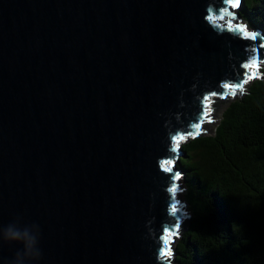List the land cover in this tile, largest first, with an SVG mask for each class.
Returning <instances> with one entry per match:
<instances>
[{"label":"water","instance_id":"1","mask_svg":"<svg viewBox=\"0 0 264 264\" xmlns=\"http://www.w3.org/2000/svg\"><path fill=\"white\" fill-rule=\"evenodd\" d=\"M236 3L0 0V264H171L177 143L264 79Z\"/></svg>","mask_w":264,"mask_h":264},{"label":"trees","instance_id":"2","mask_svg":"<svg viewBox=\"0 0 264 264\" xmlns=\"http://www.w3.org/2000/svg\"><path fill=\"white\" fill-rule=\"evenodd\" d=\"M235 8L243 25L264 36V0H239ZM242 87L226 94L232 97L212 134L177 143L189 214L174 264H264V79L247 78Z\"/></svg>","mask_w":264,"mask_h":264},{"label":"rangeland","instance_id":"3","mask_svg":"<svg viewBox=\"0 0 264 264\" xmlns=\"http://www.w3.org/2000/svg\"><path fill=\"white\" fill-rule=\"evenodd\" d=\"M229 7H231V8H228V9L233 14H236L237 9L233 8L232 6H229ZM228 17H230V16H227L224 14L223 16H221L222 21H224ZM229 20L231 22H234V23L238 22V23L244 24V21L241 20L240 17H232L231 16V19H229ZM262 64H260V65H262ZM258 70L259 69H257V71ZM246 85L247 84H245L244 86H246ZM234 94H237V93L234 92ZM231 97H232V95L228 94L225 97L224 96L220 97L219 95H214L213 97L209 98V103H208L209 110H208V113L206 114V118L204 120H202V123H201L200 128H199L201 133L212 134L214 132V127L219 122V120L221 119V113H222L223 109L225 108L227 102L230 100ZM187 139L188 138H186L185 140L183 139L182 142H185ZM178 183H179V186H178L177 192H176V199L178 200V203L180 204V209L183 210V213L185 216L180 221L177 233L171 234L169 237V250H168V252L170 251L171 255L170 256L166 255L165 259L168 260L171 264H174V260L172 259V251L175 247L177 240L181 237V233L187 227L188 214H189V212L187 210V205L184 203L183 195L185 192V187H184V181H183L182 177L178 180Z\"/></svg>","mask_w":264,"mask_h":264},{"label":"clouds","instance_id":"4","mask_svg":"<svg viewBox=\"0 0 264 264\" xmlns=\"http://www.w3.org/2000/svg\"><path fill=\"white\" fill-rule=\"evenodd\" d=\"M208 111V108H207ZM200 127V126H199ZM25 237H28V233L27 231H25L24 233H21L17 230H14L11 226L9 227L8 231H7V236L6 239L8 240H20V239H24ZM34 242V238L32 237H28V246L30 247L31 244ZM19 252L16 253V256H19ZM5 264H15L14 260H10L5 262Z\"/></svg>","mask_w":264,"mask_h":264},{"label":"snow or ice","instance_id":"5","mask_svg":"<svg viewBox=\"0 0 264 264\" xmlns=\"http://www.w3.org/2000/svg\"><path fill=\"white\" fill-rule=\"evenodd\" d=\"M238 3H239V0H237V3L236 4H232V7L233 8L237 7L238 6ZM240 31L243 32L245 36L248 35V33L244 30L243 27L240 28ZM180 139H183V137H181ZM166 163L170 165L172 163V161H167ZM166 170H169L170 171L171 169L169 168V169H166ZM177 179H179V177H177ZM170 191L173 192V193H175L176 192V187H173L172 189H170ZM172 211H173V213H175L177 211V209L175 207H173ZM165 243H167V241H165ZM165 255L170 256L171 255V252L170 251L169 252H166Z\"/></svg>","mask_w":264,"mask_h":264}]
</instances>
